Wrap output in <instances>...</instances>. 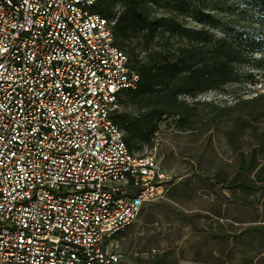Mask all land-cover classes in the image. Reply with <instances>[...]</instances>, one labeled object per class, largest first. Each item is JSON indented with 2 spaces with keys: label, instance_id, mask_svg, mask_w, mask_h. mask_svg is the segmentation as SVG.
<instances>
[{
  "label": "built area",
  "instance_id": "obj_1",
  "mask_svg": "<svg viewBox=\"0 0 264 264\" xmlns=\"http://www.w3.org/2000/svg\"><path fill=\"white\" fill-rule=\"evenodd\" d=\"M98 0H0V264H121L172 176L113 121L138 74Z\"/></svg>",
  "mask_w": 264,
  "mask_h": 264
},
{
  "label": "rangeland",
  "instance_id": "obj_2",
  "mask_svg": "<svg viewBox=\"0 0 264 264\" xmlns=\"http://www.w3.org/2000/svg\"><path fill=\"white\" fill-rule=\"evenodd\" d=\"M254 73L252 83L184 97L200 101L196 118L180 128L164 117L141 145L173 183L117 235L121 264H264V190L253 191L258 166L264 178V74ZM241 181L254 182L241 190Z\"/></svg>",
  "mask_w": 264,
  "mask_h": 264
},
{
  "label": "trees",
  "instance_id": "obj_3",
  "mask_svg": "<svg viewBox=\"0 0 264 264\" xmlns=\"http://www.w3.org/2000/svg\"><path fill=\"white\" fill-rule=\"evenodd\" d=\"M92 11L116 17L113 42L138 74L135 87L118 94L124 111L112 116L130 150L150 143L164 117H176L180 128L196 118L200 101L184 97L252 83L254 70L264 74V0H98ZM262 169L253 178L260 186L241 181L238 187L264 190Z\"/></svg>",
  "mask_w": 264,
  "mask_h": 264
}]
</instances>
